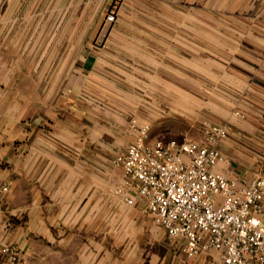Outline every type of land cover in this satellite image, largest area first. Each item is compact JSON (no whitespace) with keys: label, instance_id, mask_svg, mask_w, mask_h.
<instances>
[{"label":"crops","instance_id":"crops-1","mask_svg":"<svg viewBox=\"0 0 264 264\" xmlns=\"http://www.w3.org/2000/svg\"><path fill=\"white\" fill-rule=\"evenodd\" d=\"M168 16L196 23L135 22ZM106 30L101 43L87 38ZM170 74L205 82L175 86L179 97L204 98L181 110V139L201 140L204 121L226 123L218 148L229 164L218 169L264 177V0H0V244L16 245L26 264L214 257H188L142 200L131 207L115 193L124 178L112 160L151 116L146 81ZM134 81L138 95L126 92Z\"/></svg>","mask_w":264,"mask_h":264},{"label":"built area","instance_id":"built-area-1","mask_svg":"<svg viewBox=\"0 0 264 264\" xmlns=\"http://www.w3.org/2000/svg\"><path fill=\"white\" fill-rule=\"evenodd\" d=\"M149 130L140 126L135 142L112 160L124 178L115 193L131 207L142 200L146 215L188 257L213 253L206 264H264V177L237 180L218 169L229 164L218 148L229 125L204 121L201 140L153 141ZM0 264L26 262L16 245L0 244Z\"/></svg>","mask_w":264,"mask_h":264},{"label":"rangeland","instance_id":"rangeland-1","mask_svg":"<svg viewBox=\"0 0 264 264\" xmlns=\"http://www.w3.org/2000/svg\"><path fill=\"white\" fill-rule=\"evenodd\" d=\"M89 19L90 18H87V21H89ZM146 20H150L152 24L163 23L162 21L164 20L166 21V23L164 22V24L167 25L196 23V19L190 16H168L166 19L159 17H139L136 18L135 22L138 24H146ZM117 22L118 18L112 14H109L104 18V24L106 26H113ZM107 30L99 33H88L87 38L88 40L99 41L101 43L110 35V32ZM167 77L169 78L166 81H146V97H144V99L146 100V112L151 113V116L146 113V125H149L150 127V139L157 138L160 135L166 136L168 140L175 138L181 139V136L179 134L180 131L187 130V125L180 114L181 110L184 108L191 109V99H194L195 101H201L204 99L201 97L191 98L190 96L184 95L179 97L175 94L177 92V88L175 86L176 84L180 86L182 85L184 90H186L187 92H191L192 89H197V85H199V88L205 86V82H192L189 79L185 78V75H183L182 81L175 80L174 74L167 75ZM127 86V93L138 95L142 91L143 84L142 82L134 81L128 82ZM196 105L197 103L195 104V109ZM192 133H188L186 135H188V137H191L193 136Z\"/></svg>","mask_w":264,"mask_h":264}]
</instances>
